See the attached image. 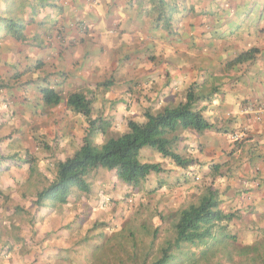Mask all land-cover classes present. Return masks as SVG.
I'll return each mask as SVG.
<instances>
[{"label":"crops","instance_id":"1","mask_svg":"<svg viewBox=\"0 0 264 264\" xmlns=\"http://www.w3.org/2000/svg\"><path fill=\"white\" fill-rule=\"evenodd\" d=\"M248 1L44 0L47 6L35 16L25 15L26 42L5 40L1 58L7 61L6 75L18 68L31 91L43 83L61 95L56 107L47 108L41 93L38 100L30 95L28 105L45 118L67 155L82 146L88 128L67 106L73 93L87 96L94 110L113 105L136 116L175 107L190 89L212 90V100L199 106L214 129L182 132L185 157L193 160L189 170L214 185L224 210L261 215L264 6L247 9ZM175 4L178 13L170 16ZM235 134L245 137L235 142ZM218 164L222 167L213 174ZM0 182L9 188L6 177ZM78 199L71 197L64 209H75Z\"/></svg>","mask_w":264,"mask_h":264},{"label":"rangeland","instance_id":"2","mask_svg":"<svg viewBox=\"0 0 264 264\" xmlns=\"http://www.w3.org/2000/svg\"><path fill=\"white\" fill-rule=\"evenodd\" d=\"M0 44L5 43L1 40ZM1 54L0 155L19 154L31 161L36 171L31 173L28 163L20 168L9 163L0 173V181L6 177L10 185L2 189L0 182V264H151L160 258L162 247L174 237L171 221L160 216H168L183 204L196 203L209 186L207 178L162 159L148 147L143 149L141 161L161 163L163 172L151 174L140 189L128 188L114 173L100 169L88 178L91 194L75 192L79 198L75 209L38 207L36 194L55 179L56 163L71 157L77 147L70 155L62 151L52 130L46 129L45 118L34 114L36 108L28 105L30 95L38 100L37 94L45 85L31 91V83L24 81L18 68L13 75H6L7 61ZM93 118L109 124L106 136L98 137L99 144L127 132L129 120L145 122L143 112L126 115L113 105L96 108ZM48 143L57 145L50 147ZM178 151L185 157L186 147L180 144ZM240 216L229 227L238 238L237 246L263 240L264 213L248 211Z\"/></svg>","mask_w":264,"mask_h":264},{"label":"trees","instance_id":"3","mask_svg":"<svg viewBox=\"0 0 264 264\" xmlns=\"http://www.w3.org/2000/svg\"><path fill=\"white\" fill-rule=\"evenodd\" d=\"M43 1L0 0V41L11 38L26 42L25 15L31 11L29 17L35 16L39 7L47 6ZM160 4L162 7V2ZM252 5L264 6V0H250L245 8L250 9ZM175 6L168 10L170 16L178 13V5ZM165 18L166 22L172 19ZM246 56L236 61H244ZM41 94L46 107L61 104L62 97L55 89L44 87ZM214 95L196 94L190 89L185 100L177 106L166 107L159 112L147 110L145 122L129 120L127 132L99 144L97 139L100 135L106 136L109 124L102 118H93V102L87 96L80 92L71 94L67 106L88 123L83 144L71 157L56 163L55 179L36 194L35 205L53 208L67 205L76 191L91 194L88 178L100 169L114 173L128 188L140 189L151 174L163 172L161 163L141 161V153L148 147L162 159L188 169L193 160L178 151L183 141L182 132L192 130L202 134L214 129L215 125L205 118L204 109L199 106L211 101ZM9 163L18 168L28 163L30 172L36 171L31 161L19 154L9 157L1 154L0 173L10 166ZM221 167L220 164L214 165L213 174L218 173ZM213 186H207L196 203L183 204L168 216H160L164 221H171L174 237L166 241L160 258L151 264H264V239L251 245L237 246L238 238L229 232V227L241 217L240 211L224 210L221 195Z\"/></svg>","mask_w":264,"mask_h":264},{"label":"built area","instance_id":"4","mask_svg":"<svg viewBox=\"0 0 264 264\" xmlns=\"http://www.w3.org/2000/svg\"><path fill=\"white\" fill-rule=\"evenodd\" d=\"M245 136H244V134H235L234 136H233V140L235 141V142H239L241 139H243ZM131 201H128V203H130Z\"/></svg>","mask_w":264,"mask_h":264}]
</instances>
